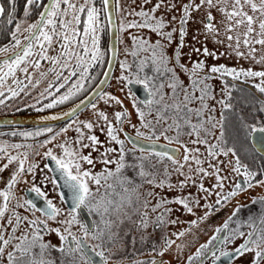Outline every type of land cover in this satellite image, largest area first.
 <instances>
[{
    "label": "snow or ice",
    "instance_id": "snow-or-ice-1",
    "mask_svg": "<svg viewBox=\"0 0 264 264\" xmlns=\"http://www.w3.org/2000/svg\"><path fill=\"white\" fill-rule=\"evenodd\" d=\"M14 4V0H9ZM102 9L95 6V0H84L80 4L78 0H26L24 6V15L27 17L30 14V9L35 6L42 8L39 12L38 19L34 23L24 27L20 23L15 24V31H12L11 50L12 55L7 56L3 62H0V105L4 104L5 96L4 89L10 93L11 98H15L20 93L26 92V89L36 87L40 81L34 80L29 74V68L39 70L41 68L40 61H48L52 67L48 72H39L41 77L46 78L48 73L55 76V81H63L57 87V91L63 88L71 77L79 74L80 79L72 84L68 93L54 98L46 108H52L55 104H62L74 95V91L83 89L82 81L86 78L88 68L93 63H101L102 53L99 48V36L101 31V12H108L109 0H101ZM117 7L119 0H116ZM151 3V0H143L140 6V11L133 10L130 15L141 17V21H131L127 24L121 23L120 31H127L129 28H147L151 32L156 33L160 37L161 43L157 41L155 44L148 40L132 36V49L130 55L137 57L140 52H149L148 59L151 61L155 76H149L145 73L147 66L146 60L141 59L137 65H129L127 62H121L120 68L122 74L118 79L123 82L124 88L130 85L141 86L146 93V98L143 101V107H139V102L133 99V108L136 109V116L139 120V127L132 124L131 117L127 112H116L115 122L119 124L127 119L128 123L135 130V137L126 136L128 143L133 145L132 151L136 150V139L142 137L145 140H159L162 135L165 140L171 143H180L182 134L195 136L191 141L193 144L206 145L207 157L209 160H201V153L198 148L188 149L184 147L183 160L186 163H194L196 168L193 169L190 165L188 174L183 169L185 164L179 163L176 158L167 152H148L139 157L140 163L135 165L138 169L137 175L141 183L137 185L132 178L124 175L125 169L128 167L125 156V141L118 139L117 132L119 129L113 127V123L103 113H97L98 120H103L104 125L102 130L106 128L108 141L118 145L119 148L105 147L96 135L85 136L80 128H77V138L69 144H59L61 149L60 155L54 154L50 149L43 153L45 159L51 160L55 164V170L60 173V177L64 182V186L68 189L72 199V210L68 213L70 219L60 221L64 225L63 231L59 228H53L50 231L55 233L59 239L58 245H53L51 242H45L42 233L48 232L49 228L47 221L55 220L61 214L60 209H57L52 204L51 200L46 199V193L41 190V187L35 183L28 188V192L34 193L37 198L43 199L45 206L38 207L32 200L26 197L17 198L14 189L21 182V179L26 175H34L35 169L38 167L35 163L29 162V153L27 151L17 155H10L7 151L8 147L12 149H20L21 147L33 148V145H0V159H6V163L0 166V182L4 183V188L0 189V264H56V261L50 258L51 251H57L64 257L61 264H96V257L99 258L100 264H109L110 255H106V251L111 254V249L107 247L109 244H114L117 239V233L114 229L119 228L126 220H131L133 216L138 219L133 221V226L141 231V239H145L144 231L149 227L163 226L165 221L163 215H158L153 221L149 218L147 209L151 203V199H155V205L151 206V212L155 213L158 209L165 207L168 204H176L181 206L188 213H192L193 209L190 205L199 204V198L193 199L192 193L187 196H180L171 200L167 199L161 193L152 191L140 192V188L144 184L151 185L153 188H165L175 190L177 187L183 189L191 181L192 185L196 186L197 193L207 195H216L215 205H221L222 201H228L231 197L236 196L239 191L254 187L253 181L257 177V172L250 170L242 164L238 158L236 150L233 147L226 145L224 140V123L225 112L233 107L231 103V91L221 89V94L225 97L220 99L218 103L221 106V116L219 120L211 115L215 111L211 108L206 100L214 99L215 91L209 84V81L217 76H230L233 80L244 78H260L261 82L255 85L257 91L264 93V71H252L230 69L225 65H212L205 71L206 64L203 60L192 61V54L197 56L217 59L215 51H209L208 47H196L200 43V37L211 40L218 45H225L226 48L236 56H247L255 58L258 49L256 45L261 46L260 50L264 51V0H188L187 3L181 0H157V2L148 10H144V5ZM179 9L178 27L172 28L171 31H164L171 23L177 20L176 16H172L167 23L165 18L155 16L158 10H163L165 13ZM201 9H206L204 17L197 20L192 13L199 12ZM215 10L220 14V19L217 21L212 14ZM5 14V9L0 7V17ZM82 14L86 18L82 19ZM12 13H8V23L12 24ZM199 24L200 27L194 29L192 43L186 44L188 35L187 25L189 23ZM82 25V29H81ZM26 32L22 42L18 34ZM174 33H178L176 45L172 49L171 56L166 54V48L171 46L174 41ZM223 37V38H221ZM119 39V37H117ZM241 45L247 50L241 52ZM188 47L190 52L189 62L191 67L181 64L183 55L182 49ZM57 48L59 51H57ZM38 49V51H37ZM9 48H0V53H7ZM51 52H56V55H50ZM228 51L220 53L227 55ZM36 56L37 59L31 58ZM258 62H264V55H261ZM171 63L172 67H169ZM134 70H130L133 69ZM177 69L179 71H177ZM24 74L25 80L17 77V72ZM67 72V75L64 73ZM179 73H184L188 76L189 85L186 86L179 78ZM164 77V79H159ZM11 79L15 87L8 85L6 82ZM166 81V82H165ZM103 83V81L101 82ZM55 82H49L47 88L41 93L52 95L49 89L53 88ZM167 88L170 91L165 92ZM106 100L113 102L123 107V101L112 95H106ZM192 104H198L194 109ZM79 107V105L77 106ZM95 107V105H93ZM42 110V109H38ZM258 111L264 112V105ZM76 112L73 109L66 115L72 116ZM208 115L205 118L204 113ZM193 115L197 118V122H192ZM148 116H154L155 122L148 120ZM52 119H55L53 117ZM164 125L160 130V135H157L158 126ZM241 126L246 133V139L250 143L254 141L253 148L257 152H264V123L257 122L256 124H248L241 120ZM83 127L91 131L92 123H83ZM144 128L148 131L145 135L140 131ZM219 128L220 134L213 136L214 130ZM50 131V129H49ZM66 131V129H65ZM168 132H174L175 135L169 137ZM41 133H21L25 137L39 136ZM15 135V134H13ZM209 136H213L215 143L208 140ZM55 139V137H53ZM88 142L85 143L84 141ZM153 140V144L155 143ZM52 143V140L35 145V149L45 147V144ZM84 149H91L87 155L84 154ZM103 149V151L101 150ZM143 151V150H142ZM97 153L93 157L92 153ZM113 153L117 154V159H112ZM34 155H40L39 151H34ZM156 156L158 160L167 158L173 165H178L173 169L178 176H183L184 179L178 181L176 185L167 182V179H157L154 172L147 170L144 163L151 156ZM223 155L225 157L232 155L236 157L234 160L218 161L217 157ZM215 161V162H212ZM16 164V167L10 172L7 181L3 180L2 173L9 168L10 165ZM102 164L104 167L100 172H93L97 164ZM203 163H208V168L211 171L202 167ZM28 165L26 168L25 165ZM84 165H88L85 168ZM115 165L114 169L109 166ZM48 167L47 164L44 165ZM225 168L228 169L229 175L235 174L237 177H242V182L234 183V190L221 195L214 193L209 188L204 187L202 183L197 185L194 178L199 176L201 179L208 176L215 177L214 188L223 189V177L220 175ZM168 170L165 168V174ZM47 179V177H46ZM27 182V181H25ZM51 183L56 184V180H51ZM264 185V180L258 182ZM90 184L96 186V192L92 191ZM103 187L104 193L101 194L99 189ZM119 189V190H117ZM113 196L118 197L114 199ZM143 197V203H141ZM16 203L13 204L12 201ZM264 202V198H261ZM253 203L256 200L253 199ZM143 207L144 212H140L139 208ZM208 210L200 219H207L213 212V206L204 205ZM16 209L31 210L35 217V212H39L43 219L35 217L29 219L22 216ZM87 209L89 212H94L100 217V220L93 226L89 227L80 223L77 219V211ZM219 210V209H216ZM166 212H171L173 209L165 208ZM239 211L237 207L232 215L225 221L222 228L216 229L217 235H213L210 240L202 244L194 253L187 257V264H203V259L211 258L213 264L221 262V264H234L235 261H241L242 264H264V213L255 219L247 222V227L251 230L247 233L236 229L230 234L224 236L220 243L218 234L228 229L229 222L236 216ZM175 223L176 221H171ZM194 226L197 222L192 221ZM78 225L80 235H74L71 231L72 225ZM43 225V228L40 226ZM151 235V233H148ZM177 238L184 236V232H180ZM71 238V239H69ZM238 238H242L243 242L236 245L232 251L225 250L226 245L234 243ZM89 241L95 243L89 244ZM175 241L164 240L163 249L156 253L161 257L160 261H152V264H166L163 260L164 254ZM177 248L182 251V246L177 245ZM251 256L249 260L248 257Z\"/></svg>",
    "mask_w": 264,
    "mask_h": 264
},
{
    "label": "flooded vegetation",
    "instance_id": "flooded-vegetation-1",
    "mask_svg": "<svg viewBox=\"0 0 264 264\" xmlns=\"http://www.w3.org/2000/svg\"><path fill=\"white\" fill-rule=\"evenodd\" d=\"M78 2L80 4H83L84 0H78ZM188 2V1H187ZM3 4V8L5 9V14L3 17H0V48H9V51L7 53H0V62H3L4 59H6L7 56H11L12 55V50H11V44L13 43L12 41V36L11 33L12 31H15V24L16 23H20L22 24L24 27H26L28 24L30 23H34L36 19H38V14L40 11H42V8L39 7H35L33 6L30 9V14L26 17L24 15V6L26 3V0H14V4L10 3L9 0H4L2 2ZM198 3V2H197ZM95 6L99 9H102V2L101 0H95ZM130 4H129V0H119V6L117 7V3L115 0V12H116V20H117V28H118V57H117V62H116V66H115V70L113 72V75L115 73V71L117 70V68L119 67L121 62H124V57H123V52H124V43H125V34L126 31L121 32L120 29V25L121 23L127 24L131 21H136L137 23H139L141 21V17L139 16H135V15H130V13L135 10V11H140V6H139V2L136 1V3L134 4V8L130 10ZM201 11L204 12V9H201L199 12H193L192 15L195 16V18L197 20L202 19L204 17V14H201ZM11 12L12 13V19H13V23L9 24L8 23V13ZM197 14V17H196ZM202 16V17H201ZM217 19V21L221 18L219 13H216L214 15ZM86 18V16L84 14H82V19ZM179 23V21H178ZM178 23L177 26L178 27ZM81 29H82V25H81ZM137 31V33L135 34V36H139L142 37L144 39H148L146 36H153L155 38V33L151 32L149 29L147 28H136L135 29ZM167 31V30H165ZM27 35L26 32H21L20 34H18L19 39H21V41H24V37ZM99 36V48L100 51L102 53V60L103 62L101 63H93L91 65V67L88 68V72L86 74V78L82 81L83 83V89L80 91H74V95L71 96L70 99H68L67 101H65L62 104H55L52 108H46L45 105L51 103L53 101L54 98H59L65 94L68 93V90L71 88L72 84L75 83L78 79H80L79 74H77V76L71 77L68 82L65 84V86L63 88H60L59 91H57V87L59 86L60 83H63V81H55V76L52 73H48L47 77H41L39 75V72H48V69L52 67V65L48 62V61H40L41 63V68L39 70H35L32 69L31 67L29 68V74L33 76L34 80H39L40 83L36 86V87H31L29 86L26 89V92L24 93H20L19 96L15 97V98H11L10 93H8L7 89L5 88V96L2 98L4 99V104L0 105V116H11V115H28V114H39V113H46V112H51L54 110H58L60 108L66 107L68 105H71L75 102H77L78 100H80L81 98L85 97L92 89L93 87L96 85V83L99 81V79L101 78L105 68H106V64H107V58H108V25H107V17L106 14L102 11L101 12V31L98 33ZM178 37V33L175 34V45H176V40ZM222 38V37H221ZM161 43H166L165 41H160ZM152 43V42H150ZM154 44V43H152ZM226 45V43H225ZM175 47V46H174ZM188 50H190L188 48ZM38 51V49H37ZM57 51H59V49L57 48ZM183 55L181 58V64H185L187 67H191V63L186 62L184 57H189L188 54L189 52L187 51V48L184 47L182 49ZM166 54L171 56L172 54V49L170 46H168L166 48ZM50 55H56V52H51ZM150 53L149 52H140L138 54L137 57H134L133 59V65H137L139 63V60L144 59L146 60V64L147 66L145 67V73H147V75L149 76H155V72L153 71L152 65H151V61L150 59H148ZM32 60L37 59L36 56H33L31 58ZM191 60L192 61H196V60H203L204 61V56H197L196 54H192L191 56ZM206 64V68L205 71H207V68L210 67L211 63H209L208 61L205 63ZM216 65V64H214ZM220 65V64H218ZM169 67H172L171 63L169 64ZM230 69H234L232 68V66H227ZM262 71H264V66L261 67ZM237 71L240 70H247L244 69L243 66L241 67H236L235 68ZM134 70V68L132 69ZM65 75H67V72L64 73ZM17 77L21 80H25V83H27V80L25 79L24 74L20 73L19 71L17 72ZM113 79V76H112ZM111 79V82H112ZM159 79H164V77H159ZM188 79V76H187ZM189 80V79H188ZM213 80L217 81L216 82V86H217V92L222 96V99L225 98L222 94H221V89H228L231 91V102H234V96L235 92L237 89H241V91H247L249 92V94H246V99L243 102L246 103H250L252 101V98L254 97L257 102H259L261 105H264V93H260L259 91H257L255 85L259 84L261 82V80H255L254 78H252V81L249 78H244L241 77L239 80H233L232 77L230 76H223V77H219L217 76L216 78H214ZM49 82H55V85L53 88L49 89V92L52 93V95H48L47 93H45V96H41V93L44 92V90L47 88L48 83ZM110 82V84H111ZM8 85L15 87L14 84H12V80L9 79L6 82ZM237 83H242V84H246L248 86H250L251 88H253L257 94L260 96L258 97L257 95H255L253 92H251L249 89H247L244 86H240ZM107 85V87L104 89L103 92H101V94L96 98V100L87 108L83 109L79 114H77L76 116H74L72 119L68 120L67 122L63 123V124H57V125H49V126H17V127H0V145H12V144H19V145H33V148H25V147H21L20 149H12L11 147L7 148V151L10 155H17L19 153L25 152L27 151L29 153V162L30 163H35L38 165V167L35 169V174L34 175H26L21 179V182L17 185V187L14 189L15 192V196L17 198H22V197H26L29 200H32L38 207L42 206L44 207L45 204L43 203V205L41 204V200L40 198H37L35 196L34 193H30L28 192V188L31 187V185L33 183H35L37 186L41 187V190L44 191L46 193V199L51 200L52 204L54 205V207H56L57 209L60 208V205L62 206L60 211L62 213H70L72 209H68V207L66 206V204L63 201L60 189L58 187V184L56 183L55 185L53 183H51V180H55L52 176V173L50 171L49 168V164L48 163V159H45L43 157V153L47 150H51L53 151L54 154L60 155L61 150L58 147L59 142H60V136L63 134V132H65V129L67 127V125L70 122H76L77 120L80 119V117L82 115H85L87 113V111L93 107V105L98 104L99 102L103 101L104 99H106V95H108V88L109 85ZM189 85V83H188ZM243 89V90H242ZM127 93L130 95V97H135V100L139 102V105L143 107V101H141L140 99H138L129 89V87L127 88ZM261 98V99H260ZM123 101V107H129L124 104L125 101L123 99H121ZM194 105V104H193ZM38 109H42V110H38ZM123 111H125L124 108H122ZM220 117V114H217L216 116ZM260 121H262V123H264V112L261 113V117H260ZM192 121H197V118L193 115L192 117ZM50 129V131H49ZM126 130L124 129V126L120 127V134L121 136L120 139L122 141H125V143L128 145L129 144V150L126 151V156L125 158H129V159H133V161H126L127 165L129 167H127L124 171V175L132 178L134 180V182L139 185L141 183L140 178L137 175L138 169L135 167V165L139 164V157L142 154H146L148 153L147 151H142L136 148L135 151H132L133 146L128 143L125 139L124 133L123 131ZM127 131V130H126ZM36 133L39 132L41 133L39 136H30V137H25L23 135H21V133ZM118 132V133H119ZM129 133L136 135L135 133H132L131 131H128ZM15 134V135H13ZM53 137H55V139H53ZM142 138V137H140ZM143 139V138H142ZM48 140H52V143H48L45 144V147L39 148V149H35V145L37 144H41L44 143L45 141ZM155 140V137L153 136L152 141ZM151 141V140H150ZM155 141H159V142H163L166 144H169L167 142V140H155ZM69 144L71 141H68ZM170 145H174L179 147L180 149V153L177 157L176 160H178L179 158L182 157V151H181V146H179L176 143H171ZM252 147V146H251ZM125 149H126V145H125ZM253 152L256 155H252L253 157V161H257L256 164H261L263 165V169H264V156L259 154L258 152H256L254 150V148L252 147ZM34 151H39L40 155H34ZM151 157H156V156H151ZM224 157V161L225 163L229 160H234L235 157H233L232 155H229V157ZM164 162L162 163V165L167 168V166L171 165L172 162L170 160H168L167 158L163 159ZM220 161V159H219ZM4 163H6V159H0V166H2ZM47 164L48 167L45 168L44 165ZM146 164V163H145ZM147 166H149V168H147L148 171L150 172H154L156 174L157 172V168L160 169V166L158 163L151 165V164H146ZM244 165V164H243ZM245 166L247 167V165L245 164ZM16 167V164H12L9 166V168L7 170H5L2 173L3 176V180L7 181V179L9 178L10 172L12 171L13 168ZM25 167L27 168L28 165L26 164ZM153 168V170H152ZM250 169V168H249ZM251 170V169H250ZM47 177V179H46ZM242 177H237L236 182H242ZM260 180H264V176H257L256 179L253 181V184L255 185L256 183H258ZM27 181V182H25ZM259 184V183H258ZM145 185V184H144ZM4 188V183L0 182V189ZM144 190V186H142L140 188V192L144 193L146 192V190L143 192ZM234 190V186L232 188V191ZM105 191V189H102V193L103 194ZM114 199H118V197L113 196ZM261 198H264V185H262L260 188L258 189H253L251 188H247L246 190H242L240 192H238V194L236 196L231 197L228 201H222L221 205H214L213 207V212L211 215L208 216L207 219H200L201 217H203L204 215L197 217L196 218V224L193 226L192 224L187 226L188 231L185 234V243L182 246V251H180L181 255L180 257H169L168 255H164L163 256V260L166 262V264H187V257L190 255H194V253L196 252V250L200 247L198 246L196 248V250L193 252L192 248L194 246L195 243V239L196 236L195 235H200L198 230H203V229H209V233H211V237L213 235H217L216 233V229L218 228H222L225 221H228V218L232 215L233 211L239 207V211L237 212L236 216L233 217V219L229 222V226L228 229H226L224 232H221L218 234V239H219V243L221 242V239L230 234L232 231L239 229L240 231H243L245 233L249 232L251 229L249 227H247V222L251 219H255L257 217H259L262 213H264V202H261ZM253 199L256 200V203H253ZM170 200V199H169ZM44 201V200H43ZM13 204L16 203L15 200L12 201ZM141 203H143V197H141ZM154 205V201L151 200V203L149 205V208L151 209V206ZM137 207L139 208L140 212H144V208L140 207L139 205H137ZM219 209V210H216ZM86 212L88 213V215L90 216L91 220H92V225H95V217L98 216L97 214H95L94 212H89L87 211V209H85ZM16 211H18L22 216H26L29 219L35 218V217H39L41 219H43V217L41 216V214L39 212H35V217L32 214L31 210H25V209H16ZM158 215H161L160 212L157 213ZM77 215V219L79 220L80 223H83V220L79 214V211H77L76 213ZM156 215V217L158 216ZM138 217L134 216V220H137ZM56 220V225L55 228H60V223H59V215L55 218ZM151 220H155L151 219ZM52 221V220H49ZM48 222V221H47ZM92 226V227H93ZM164 226V225H163ZM163 226L161 227H150V232L151 235H148V233H144L147 234L145 236V239H141V235H140V229H136L134 228L132 234L130 235V241H124V235H119L118 232H116V230L114 229V231L117 233V239L115 241L114 244H109L107 245L108 248L111 249V254L109 252L106 251V255H110V262L109 264H152V261L155 260L157 262L160 261L161 257L159 255H157L156 253L160 252L163 247H160V243L162 242L161 246H164V240L167 239V235L166 233H164L163 231ZM41 228H43V225L40 226ZM134 227V226H133ZM45 233V232H44ZM44 233H42L43 237H44ZM163 234V236H162ZM79 236V235H77ZM71 239V238H69ZM45 242H51V244L53 245H58L59 241H55V239H47L45 240ZM192 243V245L190 246L189 243ZM243 242L242 238H238L234 241V243L228 244L225 247V250L227 251H232V249ZM95 243L93 241H89V244ZM215 244V242H214ZM125 247L131 248L133 249V257H127L125 255ZM116 249V251H115ZM172 250L171 251V255L173 253V248H169L168 250ZM144 250L143 253H141V251ZM168 253V252H167ZM50 258L54 261H56V264H61V262L63 261L64 257L62 256L61 253L57 252V251H51L49 253ZM248 259H251V256L249 255ZM203 264H213L210 256L206 257L203 259ZM234 264H242L241 261H235Z\"/></svg>",
    "mask_w": 264,
    "mask_h": 264
},
{
    "label": "rangeland",
    "instance_id": "rangeland-1",
    "mask_svg": "<svg viewBox=\"0 0 264 264\" xmlns=\"http://www.w3.org/2000/svg\"><path fill=\"white\" fill-rule=\"evenodd\" d=\"M136 1L139 2V6H141L143 4V0H129V4H130V10L134 8V4L136 3ZM188 0H181V2L183 3H187ZM157 2V0H151V3L144 5V10H148L149 8H151L155 3ZM174 2H176V0H174ZM196 2H199V0H196ZM201 11V14L205 13ZM217 12L215 10H212V14L215 15ZM155 16L157 17H164L165 18V22L167 23L169 20H171L172 16H176L177 20L174 21L173 23H171L167 28L164 29L167 31H171L172 28H175L177 26V23L179 21V16H180V11L177 8L176 10L172 11V12H168L165 13L163 10H158L155 13ZM194 16V15H193ZM195 17V16H194ZM197 17V14H196ZM202 17V16H201ZM200 27L199 24H192L191 22L189 23V25H187L188 28V35L186 37V44H190L192 43V36L194 34V29ZM137 27H133V28H129L126 31L125 34V43H124V52H123V57H124V62H127L129 65H133L132 60L134 59V57L132 55H130V51L132 49V36H135V34L137 33V31L135 30ZM175 34L174 33V41L173 44L170 46L171 49L174 48L175 46ZM147 38L149 37V42L152 43H156L157 41H160V37L155 33V38L153 36H146ZM223 38V37H222ZM208 47L209 51H215L217 53V59H213L211 56L208 57H204V61L205 63L208 61L209 65H225L227 66H232V68H236V67H241L243 66L244 69H251L252 71L258 72V71H262V66H264V62H258L260 60L261 55H264V51H261L260 48L261 46L256 45L255 47L258 49L257 53L255 54V58L252 57H247V56H236L235 53H232L230 50H228L226 48V45H218L213 43L211 40H205L203 36L200 37V43L196 44V47H202V45H205ZM187 51L190 52V50H188V47L186 46ZM228 51L229 54L227 55H220V53H224ZM241 52H246L247 50L243 47V45H241L240 48ZM195 55V54H194ZM185 61L188 62L189 57H184ZM177 71H179L177 69ZM122 74V70L119 67L117 68V70L115 71L114 75H113V79L111 84L109 85L108 88V95H112L115 96L118 99H123L128 106L130 107V111L132 113V124L136 125L137 127H139V120L138 117L136 116V109L133 108V99L130 98V95L127 93V88H124L123 86V82H121L118 77H120ZM179 78L180 80L184 83V85L188 86L189 80L187 79V75L184 73H179ZM255 80H260V78H254ZM250 80L252 81V78H250ZM166 82V81H165ZM216 82L215 80H210L209 84L212 86V88L215 91V97L214 99H209L206 100V103L211 107L214 108L215 111L211 113V115H213L216 120H219L220 117L219 115L216 116L217 114H220L221 111V106L218 103V101L220 99H222V96L217 92V86H216ZM164 91L167 93L170 90L165 88ZM198 106V104H192L191 107H193L194 109ZM140 108H142V106L139 105ZM125 109V108H124ZM99 112H103L109 119L110 122L113 123V127L119 129L120 131V127L125 125V122L127 119L123 120L122 122H120L119 124H117L115 122V113L116 112H124L122 107L120 105H117L113 102L107 101L106 99H104L103 101L99 102L98 104L95 105V107L90 108L87 113L85 115H82L80 117L79 120H77L76 122H70L67 127H66V131L63 132V134L60 136V142L59 144L65 143L66 141H71L70 144L77 138V128H80L81 132L84 133L85 136L87 135H96L97 137H99L100 141L104 143L105 147H114V148H119L118 145H115L111 142L108 141L107 135H106V128H104V130H102L101 126L104 125V121L103 120H98L97 118V113ZM208 113L205 112L204 116L205 118L207 117ZM148 120H152L153 122H155V118L154 116H148L147 117ZM92 123L93 124V128L91 129V131H89L88 129H85L83 127V123ZM193 123H196L197 121H192ZM164 127V125H160L158 126L157 129V135H160V130ZM126 128L131 131L132 133H135V130L133 129V127L131 125H127ZM118 131V132H119ZM140 131L142 133H144L145 135L148 134V131L144 128H140ZM117 132V137L118 139H120L119 136H121L120 132ZM136 134V133H135ZM219 133V129L217 128L216 130H214L213 136H218ZM167 135L169 137H172L175 135L174 132H168ZM213 136H209L208 140L211 143H215L216 141L214 140ZM195 136H188L186 134H182L180 137V143H176L181 145L186 146L188 149H194V148H198L199 152L201 153L200 155V159L203 160H209L211 161L212 158L207 157V152H206V145H200V144H193L191 143V141L193 139H195ZM161 140H165L164 137L161 135L160 136ZM121 140V139H120ZM85 143H87L88 141L85 140ZM168 142V141H167ZM69 143V142H68ZM126 145V151L129 150V144ZM181 151H182V157L180 160H178L179 163L181 164H185L183 157H184V147L181 146ZM47 151V149H45ZM61 150V149H60ZM103 151V149H101ZM91 151V149H84L83 152L85 155L88 154V152ZM93 157L97 156V153L93 152L92 153ZM229 157V156H227ZM112 159H117V154L113 153L111 156ZM224 160L223 155H220L219 157H217V160L219 161ZM126 160V159H125ZM131 160V159H130ZM164 162V160H158L157 157H150L148 160L145 161L146 164H151L154 165L156 163L159 164L160 169L157 168V172H156V177L157 179H167L168 183H171L173 185H176L178 183V181L183 180L184 177L183 176H178V174L176 172L173 171V169L175 167H177L178 165H173V163L169 166H167V174H165V167L162 165V163ZM215 162V161H212ZM189 165L195 169L196 165L194 163H191V161H189V163H186L184 166L183 171L188 174V168ZM147 166V165H146ZM85 168H88V165H84ZM104 166L102 164H97L96 167L93 169V172H100L102 170ZM111 169L115 168V165H110L109 166ZM202 167L211 171V169L208 168V163H203ZM147 168H149V166H147ZM153 170V168H152ZM194 175V178L197 181V185L202 183L204 185V187L209 188L210 190H212L214 193H220L221 195H226L227 193L232 191V188L234 186V183H236L237 180V176L233 173L231 175H229L228 169L225 168V170L220 173L221 176L226 177L225 179H223L222 183H223V189H219V188H214L215 185V177L213 176H208V177H204L203 179H201L199 176H195L194 173H192ZM144 186V190L143 192L146 191H152V192H156V193H161L162 195H164L167 199H173V198H177L180 196H187L189 193H192V198L195 200L197 198H199V204H192L190 205L193 209L192 213H188L186 210H184L181 206L176 205V204H168L165 207H162L160 209L157 210V212L153 213L151 212V209L148 208V214H149V218L150 219H156V215H158L157 213L160 212L161 215L164 216L165 221H167V223L164 224L163 231L164 233H166L167 235V240H171V241H175V243L172 245L173 248V253L171 255V249L167 250V252L164 255H168L169 257H180L182 256L179 249L177 248V245L183 246L185 243V234L188 231L187 226L191 225L192 221H195L197 217H200L202 215L205 214V212L208 210L207 208L204 207L205 204H209L212 205L214 207L215 205V200H216V195H207L206 198L204 193H197L196 191V186L192 185L191 181H189L188 185L186 187H184L183 189L180 188H176L175 190H169L167 187L165 188H153L151 185L145 184ZM262 185L256 183L254 187H252L253 189H258L260 188ZM90 187L92 188V191L95 193L96 192V186L94 184H90ZM100 190V189H99ZM240 192V191H239ZM142 193V192H141ZM154 201V205L156 203L155 199H151ZM61 205L60 208L61 209ZM165 208H170L173 209V211L171 212H166ZM145 210V209H144ZM59 223L60 221H63L65 219H70L68 213H62L59 215ZM100 220V217L98 218L97 222ZM79 221V220H78ZM133 220L130 221L129 223V236L132 234L134 227H133ZM171 221H176L175 223H172ZM128 223V222H127ZM49 231L44 233V239L47 240H51V239H55V241H59L58 237L55 235V233L51 232L50 230L55 228L56 225V220H52V221H48L47 222ZM161 227V226H160ZM64 225L60 223V228L61 231H63ZM116 232L119 233V235H125L126 231L124 230V223L122 225H120L119 228L115 229ZM71 231L74 235H80V229L78 227V225L74 224L71 226ZM141 231L140 230V235H141ZM200 235H195L196 239H195V243L194 246L192 248L193 252L196 250V248L198 246H201L202 244L207 243L210 238H211V233H209V229H201L198 230ZM150 232V227L144 231V233H149ZM180 232H184V236L177 238L178 233ZM147 234H144V236H146ZM163 236V234H162ZM162 242L160 243V247H163V245L161 246ZM189 245L191 246L192 243L190 242ZM126 249L127 247H125V253H126ZM116 251V249H115Z\"/></svg>",
    "mask_w": 264,
    "mask_h": 264
},
{
    "label": "water",
    "instance_id": "water-1",
    "mask_svg": "<svg viewBox=\"0 0 264 264\" xmlns=\"http://www.w3.org/2000/svg\"><path fill=\"white\" fill-rule=\"evenodd\" d=\"M106 17H107V25H108L107 64L101 78L93 87V89L85 97L81 98L77 102L68 105L66 107L60 108L58 110H54L46 113H39V114L0 116V127H9V126L37 127V126L63 124L68 120L72 119L77 114H79L83 109L89 107L96 100V98L101 94V92L104 91V89L110 83L118 57V38H117L118 28H117V20H116V12H115V0H109V8H108V12L106 13ZM102 81L103 83H101ZM237 84L246 87L255 95L260 97L257 94V92L250 86L242 83H237ZM129 89L141 101H144V99L146 98V93L144 92L141 86L130 85ZM78 105L79 107H77ZM73 109H76V112L72 116L66 115L67 113L71 112ZM53 117H55V119H52ZM123 133L125 137L126 136L135 137V135L129 133L126 130H124ZM250 144L253 147L254 141H252V143ZM136 148L147 152H167L170 155L174 156L176 159L180 153V149L177 146L166 144L159 141H155V143L153 144L152 140L150 141L142 138L136 139ZM258 153L264 156V152H258ZM48 163H50L49 164L50 171L52 173L53 178L56 180V183L58 184L64 203L66 204L68 209H72L73 202L68 189L64 186V182L60 177V173L55 170V164L51 160H48ZM43 203L44 201L41 200L42 205ZM78 211L84 224L91 228L93 226L92 220L88 215V213L86 212V210L80 209ZM215 243H219V239ZM95 259H96V264H100L99 258L96 257ZM217 264H221V262H217Z\"/></svg>",
    "mask_w": 264,
    "mask_h": 264
},
{
    "label": "trees",
    "instance_id": "trees-1",
    "mask_svg": "<svg viewBox=\"0 0 264 264\" xmlns=\"http://www.w3.org/2000/svg\"><path fill=\"white\" fill-rule=\"evenodd\" d=\"M4 0H0V7H3ZM4 16V15H3ZM2 16V17H3ZM133 61V60H132ZM132 70V69H130ZM243 90V89H242ZM246 94H249L247 91H241V89H237L235 92L236 97L234 96V102H231L233 107L225 112V123H224V140L227 146L233 147L236 150L238 158L241 160L242 164H246L248 168L252 171L257 172V176H264L263 165L256 164L257 161H253L252 155H256L253 152L251 144L248 139H246V133L241 126V120L246 121L248 124H256L260 121L261 113L258 109L262 106L257 100L253 97L250 103L243 102L246 99ZM126 105V102L124 103ZM128 106V104H127ZM125 108L124 112L129 113L132 122V113L130 111V107H122ZM221 116V111H220ZM130 125L126 120L124 129L129 131L126 126ZM219 129V128H218ZM220 133V132H219ZM179 145V144H178ZM180 146V145H179ZM236 158V157H235ZM126 161H133V159L125 158ZM179 158L178 160H180ZM177 160V161H178ZM145 163V162H144ZM129 167V166H128ZM103 187L100 188V193H102ZM119 190V189H117ZM99 216L95 217V222L97 223ZM131 220H134V216ZM131 220H126L124 223V230L126 234L124 235V241H130L129 232V223ZM128 222V223H127ZM95 223V224H96ZM133 223V221H132ZM144 250L141 251L143 253ZM125 255L127 257H133V249H126Z\"/></svg>",
    "mask_w": 264,
    "mask_h": 264
}]
</instances>
